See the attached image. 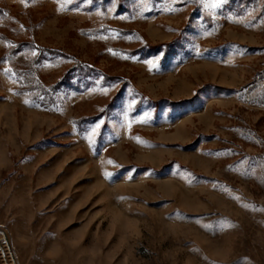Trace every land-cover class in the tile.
<instances>
[{
    "label": "rangeland",
    "instance_id": "obj_1",
    "mask_svg": "<svg viewBox=\"0 0 264 264\" xmlns=\"http://www.w3.org/2000/svg\"><path fill=\"white\" fill-rule=\"evenodd\" d=\"M0 221L20 264H264V0H0Z\"/></svg>",
    "mask_w": 264,
    "mask_h": 264
},
{
    "label": "built area",
    "instance_id": "obj_2",
    "mask_svg": "<svg viewBox=\"0 0 264 264\" xmlns=\"http://www.w3.org/2000/svg\"><path fill=\"white\" fill-rule=\"evenodd\" d=\"M0 264H20L8 224L0 221Z\"/></svg>",
    "mask_w": 264,
    "mask_h": 264
}]
</instances>
